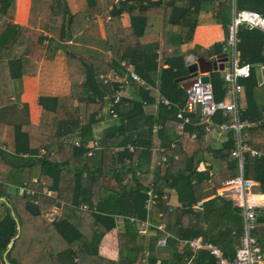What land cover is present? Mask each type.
<instances>
[{"label": "trees", "instance_id": "16d2710c", "mask_svg": "<svg viewBox=\"0 0 264 264\" xmlns=\"http://www.w3.org/2000/svg\"><path fill=\"white\" fill-rule=\"evenodd\" d=\"M81 1L84 11L72 13L68 0H31L28 22L21 24L15 21L16 0H0V167L7 170L5 175L0 172V264H143L144 258L148 264H215L216 259L207 249L199 250L191 261L193 252L186 241L199 236L234 258L244 231L241 208H234L227 218V206L233 201L222 196L205 201L201 210L194 207L204 188L210 189L208 193L217 192L227 179L239 175L238 160L231 155L234 133L230 131L222 147L213 149L195 115L185 126L183 136L177 133L181 123L177 112L186 101V91L177 80L189 73L180 47L192 39L199 13L210 8L227 37L233 0ZM18 2L23 19L30 0ZM235 4L238 10L264 15V0H235ZM124 9L131 13L130 26L118 21ZM156 17L182 27L179 34L164 32L163 51L173 50L164 56L169 64L166 68L159 67L158 48L142 42L153 32ZM52 26L59 29L58 37L49 33ZM102 28L106 39L101 37ZM237 38L241 61L252 65L250 76L242 81V118L260 121L264 76L258 72L264 67V30L241 25ZM108 48L113 49V55ZM58 50L64 53L69 76L84 74L81 86L86 93L81 95L78 85L73 86L76 105H70L67 95L41 96V116L35 124L29 119L27 107L19 110L11 99L13 82L35 75L39 62L52 60ZM226 50L223 40L208 49L199 48L196 55L209 59ZM131 70L151 88L137 84L136 94L128 97L122 92L135 84L127 77ZM211 82L215 99L222 100L226 91L223 76L212 71ZM157 90L177 106L168 109L157 104L152 94L156 96ZM118 92L120 99L115 102ZM154 104L158 105L156 113L146 110ZM107 105L110 117L116 121L96 137L95 127L102 121ZM214 118L228 120L222 112ZM32 133L39 135V147L31 145ZM247 142L263 155L257 158L245 154V177L257 181L264 194V120L248 131ZM206 154H212L220 165L215 175L209 173L211 167L198 171ZM147 174L152 175L148 184L142 181ZM19 186L23 187V195L18 194ZM165 188L176 193L178 202L172 209V195ZM149 189L157 197L147 209ZM15 195L28 214L25 229L10 207ZM29 200L36 202L38 214L26 208ZM249 200L261 203L264 195L253 194ZM59 203L60 214L54 215L52 211ZM217 210V220L212 222L211 215ZM119 216L127 217L121 232L116 228ZM148 216L154 225L163 224L165 231L141 236L136 223L128 219L144 220ZM235 218L239 225L230 222ZM255 223L256 248L264 254V208L258 210ZM167 232L172 236L162 247L158 241ZM106 236L119 243L121 255L117 262L99 254V245ZM140 239L144 241L139 243ZM159 247L164 249L160 251ZM29 253L33 256L27 260Z\"/></svg>", "mask_w": 264, "mask_h": 264}, {"label": "built area", "instance_id": "2783aa9c", "mask_svg": "<svg viewBox=\"0 0 264 264\" xmlns=\"http://www.w3.org/2000/svg\"><path fill=\"white\" fill-rule=\"evenodd\" d=\"M241 25H245L248 28H260L264 30V15L255 10H238L235 0H233L232 18L228 25L227 37L225 38L227 46L226 62H228L229 65H224V69L222 70L226 88L224 98L219 101L216 100L211 79L209 81H204V74L198 73L192 78L189 85L185 87L186 101L184 106L180 107L177 112V118L181 120L177 131L179 135H182L185 126L193 121L191 114L197 113L198 105L201 107L198 123L204 126L205 131L209 132L213 129H218L219 132L224 134H228L230 131L234 133L235 147L231 155L238 160L239 175L227 179L219 192L221 194H226V196L242 210L244 231L240 238V246L236 249L235 257L231 259L224 257L220 248L211 244V242H205L201 236L186 241L189 243L191 251L193 252L191 260H193L199 250L207 249L210 251V254L216 258L215 264H264V254L256 248L257 240L253 235V231L256 228L255 222L257 220L258 207L255 202L249 200L251 192L259 183L254 179L246 178L244 173L245 154L250 153L257 158L263 155L262 152L257 151L249 145L247 137L248 131L251 128L257 127L260 122L264 120V111L262 112L260 121H249L242 118L244 91L242 81L250 76L252 65L241 61V55L237 48V43L239 41L237 38V31ZM130 69L131 67L128 68V70ZM127 77L129 81H135L139 86L146 89L151 88L134 70H131L130 75ZM123 80L127 81L125 78ZM156 93L155 99L157 104H163L168 109L177 106L170 99L160 94L158 90ZM119 99L120 93L118 92L115 95V102ZM218 112H222L224 117L228 118V120L216 121L214 117ZM195 136L196 133L193 134L192 137ZM41 153H45V150L41 149ZM161 159L163 161L167 160L165 156ZM148 194L149 198L146 201V207L150 209L156 201L157 194L153 193L152 189L148 190ZM203 202V200H198L194 207L199 208L202 206ZM82 207L85 209L88 208L86 205ZM170 209H172V207ZM130 220L138 223V231L142 235L156 234L158 230L165 231L162 226L154 225V223L150 221V217L145 220L130 217ZM169 236H172L169 232L165 233V236L158 241V245L162 247L166 246Z\"/></svg>", "mask_w": 264, "mask_h": 264}, {"label": "crops", "instance_id": "0c3cea01", "mask_svg": "<svg viewBox=\"0 0 264 264\" xmlns=\"http://www.w3.org/2000/svg\"><path fill=\"white\" fill-rule=\"evenodd\" d=\"M78 1L73 0V2L71 3V1L68 0V3L70 5V10L72 13H77L79 11H83V9L80 10L81 4L79 5ZM166 1H168V0H166ZM30 2H31V0H30ZM16 3H17L16 5L18 6V1H16ZM30 4H29V8H30ZM29 8H28L27 16L24 17L23 19L20 18V13H19V8H18L17 12L16 13L14 12L15 13V21L18 23H21V24H27L28 18H29ZM124 11H127V10H122V12L119 14L118 21H119V23H121L122 26H130L132 24L131 23V13L128 12L129 14H127L128 21H124V19L126 17L123 14ZM111 18H112V16H111ZM149 19H150V17H149ZM101 23L102 22H100V24ZM190 24L191 23H188L189 27H190ZM152 29H153V32L148 34V35H145L142 39V42L146 46H155L158 48L159 67L160 68L161 67L166 68L169 66V64H168V61L164 58V56L168 52H173V50L170 49L168 52L163 51L162 46H163L164 32L165 31H172L176 34H179L180 31L182 30V27H181V25L166 24L164 17H156V19L154 20ZM101 30H104V29L102 28ZM91 34L95 35L94 33H91ZM101 35H102L101 37L103 39L104 38L106 39L105 33H101ZM95 37H97V36L95 35ZM225 38H226V31L221 24H218L216 22L215 11H211V8L208 11L207 10L201 11L199 13V15L197 16V25L194 28L192 39L189 42L183 43L180 47V50H179L180 55H183L185 57V63H186L187 69H189V66L192 65L193 63L198 62V58H200V57L196 55V51L199 48L208 49L215 42H223V40H225ZM106 50L109 54L113 55L114 51L112 48H110V49L108 48ZM226 51H224V52H226ZM217 55L214 54V55H212V57H209V59L216 57ZM124 63L125 62H123V64ZM227 63L228 62H226L225 65H227ZM38 65H39L38 72L35 75H32V76L25 75L21 79H17L18 81L13 82V96L11 97V99L17 104V107L19 110H22L24 108V106L27 107V109L29 110V116H30L29 119L32 120V122L35 124L39 122L40 116H41V106L39 105V98L41 96L67 95V96H69L70 105H76L78 102H77L75 95L74 96L72 95L73 86L75 84L78 85V90H79V93L81 95H84L86 93L84 85L81 86V84L83 83V80L85 78L84 74L69 76V74L67 73V70H66L65 57H64V53L62 50H58L52 60H42L39 62ZM188 72H189V70H188ZM258 73H259L260 77H263L264 76L263 75L264 69L262 67H260ZM209 75H210V79H211V72L209 73ZM182 78H185V76ZM43 79L46 81H43ZM131 83H133V82H131ZM137 87L138 86L136 83L130 84V86L128 85L127 87H125L122 94H125L128 97H133L134 94H136L134 92V90L136 91ZM152 94L155 97V94L154 93H152ZM146 110L149 112L156 113L158 110V105L154 104V105L148 106L146 108ZM193 115H195L197 117V113L191 114L192 118H193ZM115 121L116 120L114 119V117H110L109 112H108V105H107V108L103 112L102 121L96 125V127L99 126V128L96 129V127H95V136L100 137L102 135L103 131L105 130V128L108 125L113 124ZM206 133H207L206 134V141L211 145V148H213V149L222 147L223 143L227 140V134L219 132L218 129H213L209 132L206 131ZM183 134H184V132H183ZM183 134L182 135L180 134V135L183 136ZM38 136L39 135H36L35 133L31 134V145L33 147H39L40 146V141H38L39 140ZM33 140L38 141L39 144L36 146L35 144H33ZM161 151L163 153L164 150L162 149ZM163 156L164 155H162V157ZM154 159H157V158L155 157ZM158 162H160V161H158ZM154 166H155V163L153 164V167ZM208 167H211V170L209 171V173H211V175H215L216 172L220 169L219 163L215 160V157L212 154L211 155H209V154L205 155V161H203L199 164L198 171L202 172V171L208 169ZM147 175H149V174H147ZM150 179H152V175H150V177L147 178V184L149 182L151 183ZM221 188H218L217 192H212V193H208L210 189L204 188V190H203L204 194L202 195V197L199 198V200H203L205 202V201L212 199L216 196H222V198L230 199L228 196H226V194H221L219 192V191H221ZM165 189H166L165 190L166 193H170L171 195H173V199L169 203L170 204L169 206H175L178 202L177 198H176L175 191L170 190L169 188H165ZM255 189L257 191H252L250 195H253V194L264 195L260 192L259 184L255 187ZM173 201H175V202H173ZM172 202L175 204H173ZM204 202H203L202 206H200L199 208H196V210H201L204 206ZM256 204L258 207L257 210L264 208V202L256 203ZM220 205H222V203L219 202V206ZM236 207H238V206H236L233 202H232V205L227 206V212H226L227 218L232 215V210ZM58 209H60V208H58ZM213 212L216 215L214 214L215 217H212L214 215H211V221L215 222L217 220L219 212H218V210H217V212L216 211H213ZM147 218H149V216ZM230 222H232L233 225H239L238 219H236V218ZM243 223H244V220H243ZM162 226H164V225L162 224ZM118 227L119 228H117V231L121 232L123 229H125V223L123 225V223L119 222ZM157 234H158V232L156 234L152 233L150 236H154ZM143 241L144 240L140 239L139 243H142ZM211 244H214L215 246L220 248L222 255L226 258H229V257L224 255L223 250L220 246L216 245L213 242H211ZM163 249L164 248H161V247L158 248V250H160V251H162ZM99 254L103 257H106V258L108 257L112 260H115L116 262L119 261L118 259L120 258L121 254L119 253L118 241L116 242V240H113L110 236L104 237L103 240L101 241L100 245H99ZM162 254L166 255L165 252ZM147 255H148V252H147ZM212 257H214V256L212 255ZM143 262H144L143 264H148V261L146 258H144ZM95 264H101V263H99L97 261Z\"/></svg>", "mask_w": 264, "mask_h": 264}, {"label": "water", "instance_id": "95a60500", "mask_svg": "<svg viewBox=\"0 0 264 264\" xmlns=\"http://www.w3.org/2000/svg\"><path fill=\"white\" fill-rule=\"evenodd\" d=\"M227 61V52L221 53L216 57L211 59H205L204 57L198 58L197 63H193L189 66V74L185 78H180L177 81L180 83L182 82V86L185 88L191 81V78L195 76L198 72L204 73L205 76L203 77L204 81L210 80L209 73L212 71H219L224 69L225 62ZM201 114V107L200 105L197 106V119L199 120ZM26 208L34 214H38L39 210L35 203L32 201L26 202ZM18 230L20 231V225H18ZM13 245V241L9 243V248ZM8 248V249H9Z\"/></svg>", "mask_w": 264, "mask_h": 264}, {"label": "rangeland", "instance_id": "374dc122", "mask_svg": "<svg viewBox=\"0 0 264 264\" xmlns=\"http://www.w3.org/2000/svg\"><path fill=\"white\" fill-rule=\"evenodd\" d=\"M16 1H19V0H16ZM71 1V3L73 2V0H70ZM78 1V0H77ZM31 3V2H30ZM29 3V4H30ZM78 3H79V5H80V10H82L83 9V11H84V6H83V3H82V1L81 0H79L78 1ZM17 4V3H16ZM14 5V12L16 13L17 12V10H18V8H19V2H18V6L17 5ZM29 4H28V8H29ZM16 9V10H15ZM124 10H126V9H124ZM29 11H30V8H29ZM14 13V14H15ZM27 14H28V10H27ZM123 14L126 16L125 17V19H124V21H128V16H127V14H129L128 13V11H124L123 12ZM48 31H49V33L50 34H52L53 36H56V37H58L59 36V29H57V28H55L54 26H52V27H49V29H48ZM102 33H105V30H102ZM22 51V49H19L18 50V52L20 53ZM229 65V63H227V66ZM263 69H264V67H262ZM218 73H219V75H223V71L222 70H219L218 71ZM15 81H18L17 79H15ZM43 81H46V80H44L43 79ZM99 128V126L98 127H96V129H98ZM33 144H35L36 146L39 144V142L38 141H36V140H33ZM7 155V158L8 159H10V160H12V155H8V153L6 154ZM0 162H1V160H0ZM11 162V161H10ZM12 163V162H11ZM0 172L2 173V174H7V170L5 169V168H1L0 167ZM151 174H153V173H151ZM148 177H150V175H144L143 177H142V181L144 182V183H147V178ZM131 178V177H130ZM18 191H19V193L18 194H21V191L18 189ZM253 191H257L255 188L253 189ZM12 192H14L13 190H12ZM172 199H173V195H172V197H171V201H172ZM13 200V201H12ZM11 200V202H12V205L10 204V207L12 208V210H13V212H16V214L21 218V222H22V225H23V229H25L24 228V220H25V218L27 217V215L28 214H26V212L24 211V208H23V206H22V203H21V201L22 200H20V197H18L17 195H15V197H14V199H12ZM170 201V202H171ZM176 201V200H175ZM175 201H173V202H175ZM172 202V203H173ZM173 204H175V203H173ZM61 207V204L59 203V205L57 206V208H54V210L52 211V212H55L54 213V215L55 214H60V209H58V208H60ZM171 208V207H170ZM54 217V216H53ZM30 255H32L33 256V254L32 253H29L28 254V257H27V260H28V258L30 257Z\"/></svg>", "mask_w": 264, "mask_h": 264}, {"label": "clouds", "instance_id": "9594fccd", "mask_svg": "<svg viewBox=\"0 0 264 264\" xmlns=\"http://www.w3.org/2000/svg\"><path fill=\"white\" fill-rule=\"evenodd\" d=\"M223 53H224V52H223ZM198 73H200V72H198ZM198 73H197V74H198ZM202 74H204V73H202ZM204 76H205V74H204ZM193 77H194V76H193ZM193 77H192V78H193ZM192 78H191V81H192ZM191 81H190V82H191ZM180 83H182V82H180ZM188 85H189V84H188ZM182 87H183V86H182ZM183 88H184V87H183ZM184 89H185V88H184ZM151 170H152L151 172H153L154 167H152ZM17 188L21 191V194L23 195V187L19 186V187H17ZM30 201H32V200H30ZM32 202L36 204V202H34V201H32ZM36 206H37V205H36ZM171 207H172V206H171ZM124 218H125V220H126L127 217H124V216H119V217H118V219L116 220V225H117L116 228H119V227H118V223H119V222H121V223L124 222V223H125ZM128 219L130 220V218H128ZM136 219H138V218H136ZM139 220H140V219H139ZM130 221H131V220H130ZM135 223H136V222H135ZM136 225H137V229H138V223H136ZM138 232H139V231H138ZM139 234H140V233H139ZM140 235H141V236H147V235H142V234H140ZM191 261H192V260H191Z\"/></svg>", "mask_w": 264, "mask_h": 264}]
</instances>
